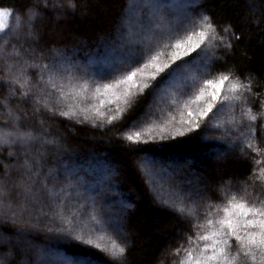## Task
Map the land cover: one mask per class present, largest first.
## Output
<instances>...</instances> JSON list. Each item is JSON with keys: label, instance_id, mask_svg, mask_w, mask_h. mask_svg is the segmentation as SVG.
<instances>
[{"label": "snow or ice", "instance_id": "1", "mask_svg": "<svg viewBox=\"0 0 264 264\" xmlns=\"http://www.w3.org/2000/svg\"><path fill=\"white\" fill-rule=\"evenodd\" d=\"M135 7L142 9L136 23L106 34L83 72L85 79L76 81L75 96L48 83L53 76L71 75L70 63H37L35 45L41 40L38 21L53 13L74 15L76 0H28L16 16L17 31L7 40L0 36L4 65L0 90L7 92L5 100L30 105L31 116L36 117L29 122L28 112L0 105L7 111V118L0 121V264H94L88 249L72 256L57 253L55 260L49 258L51 253L45 256L37 240L47 234L59 235L68 244L75 241L99 249L111 258V264H127L126 244L116 239L98 243L83 232L80 223L85 217L96 221L97 208L103 212L117 198L116 186L103 180L92 190L93 198L87 195L85 176L97 167L109 173L107 163L93 160L83 175L80 166H68L60 156L62 137L45 127V114L48 119L63 117L64 123L90 124L93 131L118 128L117 136L130 155L153 169L158 161L146 150L148 146L168 148L184 142L177 138L219 132L231 146L233 162L239 160L246 174L241 178L225 172L219 183L202 185L186 197V189L179 190L184 199L173 197L174 211L179 227L186 230L184 242L173 249V255L177 264H264V97L254 91L251 73L228 66L225 56L240 37L231 32V25L218 29L203 0H136ZM14 12L0 8V28ZM17 49L28 55L21 69L14 71L9 61ZM14 63H20L18 56ZM24 67L34 70L36 83ZM194 68L207 70L211 78L203 79L188 94L196 83L189 77ZM225 85L228 94L222 91ZM53 93L58 100L73 103L58 110ZM229 103L233 120L224 127L211 125V117ZM237 104L241 106L238 119ZM162 105L178 111L179 118L170 111L169 118L159 120L157 110ZM56 157L59 163L52 164ZM147 174L150 178L152 172ZM225 183L231 191L221 195L219 189ZM197 200L203 215L187 211ZM105 219L118 232V213Z\"/></svg>", "mask_w": 264, "mask_h": 264}, {"label": "trees", "instance_id": "2", "mask_svg": "<svg viewBox=\"0 0 264 264\" xmlns=\"http://www.w3.org/2000/svg\"><path fill=\"white\" fill-rule=\"evenodd\" d=\"M133 1L135 0H76L78 9L75 10L74 15L57 16L53 13L38 21L41 40L35 45L36 54L39 57L37 63L43 64L58 60L61 64L67 61L71 65V75L53 76L48 81L49 85L55 83L68 96H75L76 81L85 79L83 72L90 58L96 55V50L106 39V34L114 31L117 26H129V14L135 13ZM27 3L28 0H0V8L15 10L12 17H8L5 26L0 29V36H3L5 40L17 31L16 16L23 11ZM203 3L218 29L231 25V32L240 37L238 41L233 40L234 47L225 56L228 66H234L235 70L242 73H251L254 91H259L264 97V0H203ZM87 6L90 8L86 9ZM141 11L142 9H139V15ZM9 51H12L11 47ZM66 52L72 55L65 56ZM220 54L225 55L223 52ZM27 55L28 53L23 49H17L13 59L9 61L13 64L14 71L21 69L23 58ZM17 56L20 58V63H14ZM2 67L4 65L0 63V68ZM77 69H79L78 72ZM23 70L31 75L33 83H36L34 70L26 67ZM220 70L222 69L215 71ZM198 72L199 75H197ZM205 78H211L207 70L202 72L193 69L192 79L196 83L191 85L188 94L194 93ZM45 79L47 80V76ZM256 85L259 87H255ZM227 88L228 86L225 85L222 90L224 94H228ZM5 96L7 92L0 90V105L11 104L13 108L18 107L21 112L29 113V122L36 121V117L31 116L30 105H18L17 100L8 101L4 99ZM52 98L54 102L59 103L58 110H66L64 105L73 103L71 99L58 100L56 93H53ZM91 102V100L87 101V103ZM231 107V103L227 104L225 108L211 117L209 123L213 125L220 122L227 109ZM240 107V104L236 105L235 117L237 119ZM170 111L177 116V119L179 118L178 111H173L164 105L163 110H158L159 120L169 118ZM6 118L7 111L0 107V121ZM62 121H64L63 117L48 119L45 114V127L50 128L52 133H60L62 137L60 156L66 158L68 166L73 164L80 166L83 175L84 170L91 166L93 160H102L107 163L110 174L101 172L97 167L85 176V179L89 180L87 193L89 198H93L91 192L100 186L102 180L115 185L113 191L118 194L115 201L106 206L103 212L97 208L96 221L87 217L82 220L86 223L85 227L82 226L83 232L101 244H110L111 239L126 244L127 264H177L173 249L184 242L186 229L179 227L181 221L174 211L176 201L173 197L184 199L179 196L181 188L186 189L185 197L190 196L192 190L196 188L192 185L195 179H199L200 185L212 186L219 183V176L225 172L230 176L241 178L246 174L239 160L233 162L231 146L226 145L227 141L219 132L203 131L200 136L190 134L193 137L191 139L177 138L184 142L173 144L168 148L157 149L151 145L148 146L146 150L158 161V166L161 168L153 169L151 165L141 166L140 158L130 155L125 143L117 136L118 128H112L110 131L101 129L93 131L90 124H75V120L67 123ZM228 124L225 123L221 127ZM164 143L171 144L172 142ZM215 149L224 153L219 155V160L212 161L202 158V152ZM180 156L185 158H179ZM59 161L60 157H56L51 163L56 164ZM182 163H186V167H177ZM162 168L173 174V180L165 183V180H162L160 184L154 181L152 175L149 178L148 172L154 170V173H157V170L163 171ZM177 177L180 179L177 180ZM159 184L162 187L168 186L172 194H164ZM219 191L221 195L230 192L229 184L221 185ZM97 203L99 204V201ZM187 211L192 215H203L204 209L200 200H197L196 204L190 205ZM113 212L118 213L121 224L118 232H114L108 226L109 221L105 219ZM97 225L99 226L96 228ZM37 243L44 249L45 256H49V253L53 255L52 250L56 254L72 256L88 249L94 259V264H111V258L99 249L92 246H81L75 241L71 244L65 243L59 235L41 236ZM55 257L53 255L51 259L55 260Z\"/></svg>", "mask_w": 264, "mask_h": 264}, {"label": "rangeland", "instance_id": "3", "mask_svg": "<svg viewBox=\"0 0 264 264\" xmlns=\"http://www.w3.org/2000/svg\"><path fill=\"white\" fill-rule=\"evenodd\" d=\"M134 2V4H136V0L135 1H133ZM135 7V6H134ZM87 8H90V6H87L86 7V9ZM77 9H78V6H77V8H76V11H77ZM136 10H137V13H136ZM138 11H139V9L138 8H136L135 7V13H130L129 14V16H130V20L128 21V24L129 25H133V24H135L136 23V20H137V18H138V16H139V13H138ZM7 19H8V17H5L4 18V21H3V27L5 26V24H6V21H7ZM2 27V28H3ZM1 29V28H0ZM202 56H204V58L206 59V60H208V57L207 56H205L204 54L202 55ZM196 63H198V61H194V64H196ZM194 69H196V70H198V71H204V69H197V68H194ZM189 77L190 78H192V72L189 74ZM164 109V105H162V110ZM158 110H161V109H158ZM157 110V111H158ZM233 120V113H232V111H231V109L229 108V109H227V111L225 112V116L221 119V121L219 122H216V124L217 123H219L220 125H223V124H225V123H230L231 121ZM213 125H215V124H213ZM226 145H230L228 142H227V144ZM215 151H217L216 149L213 151V150H210L209 152H207V151H205V152H202V158H205V159H211L212 161H216V160H219V155H222V154H224V153H220L219 151H217V152H215ZM215 152V153H214ZM198 153H201V152H198ZM213 154V155H212ZM198 155V154H197ZM213 158H212V157ZM179 158H185V157H179ZM189 163H191L190 161H188ZM171 165V164H170ZM169 165V166H170ZM186 163H182L181 165H179L178 164V166L177 167H179L180 168V166L182 167V166H184V167H186ZM161 169L159 166H158V164L155 166V169ZM163 169V171H159V170H157L158 172L157 173H154L155 171L153 170V171H151L152 172V176H153V178H154V181H156L157 183H160L161 184V182H162V180H165L164 181V183L165 182H168V180H173V174L170 172V171H168L167 169H165V168H162ZM178 172V171H177ZM159 184V186H160V188L162 189L161 191L164 193V194H167V195H169V194H172V193H170V191H169V188H168V186L166 187V185L164 186V187H162L161 185ZM163 185V184H162ZM192 185L194 186V187H196V188H199V187H201L202 185H200V183H199V179H195L193 182H192ZM171 196H173V195H171ZM81 223V225L82 226H84L85 227V225H86V223H84V222H80ZM87 225H88V222H87ZM99 225H97L96 226V228L98 227ZM52 253H53V255H54V257L55 256H57V254L55 253V251L54 250H52L51 251ZM53 255H51L49 258L51 259V258H53ZM55 258H57V257H55Z\"/></svg>", "mask_w": 264, "mask_h": 264}]
</instances>
